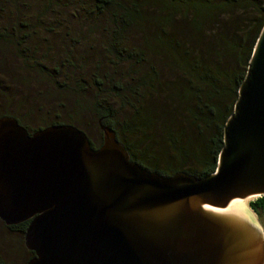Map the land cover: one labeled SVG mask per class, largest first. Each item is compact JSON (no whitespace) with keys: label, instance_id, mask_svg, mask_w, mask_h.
<instances>
[{"label":"water","instance_id":"obj_1","mask_svg":"<svg viewBox=\"0 0 264 264\" xmlns=\"http://www.w3.org/2000/svg\"><path fill=\"white\" fill-rule=\"evenodd\" d=\"M99 128L92 148L73 125L29 133L0 117V221H28L26 264L264 263V230L247 205L264 195V23L213 172L146 170Z\"/></svg>","mask_w":264,"mask_h":264},{"label":"trees","instance_id":"obj_2","mask_svg":"<svg viewBox=\"0 0 264 264\" xmlns=\"http://www.w3.org/2000/svg\"><path fill=\"white\" fill-rule=\"evenodd\" d=\"M59 1H41L39 14L57 12L66 5L60 6ZM25 4V0H0V22L9 18L3 11L6 7L11 6L17 16ZM79 6L86 20L81 26L89 31L86 35L97 27L103 31L104 71L96 62L89 84L76 82L81 90L93 89L95 95L91 107L99 138L96 144L89 139L92 148L102 143L100 122L114 130L130 160L146 170L163 176L213 172L222 147L223 124L232 112L264 23V0H80ZM36 28L26 22L0 24V56L11 53L22 68L43 72L42 62L33 58L26 44ZM133 35L139 40L132 41ZM51 72L58 73L56 67ZM108 97L128 109L120 122ZM2 116L15 118L28 132L41 128H30L11 112L0 111ZM58 123L83 130L75 120L47 125ZM249 206L264 230V195L255 197ZM26 225L24 221L17 229L22 231Z\"/></svg>","mask_w":264,"mask_h":264},{"label":"rangeland","instance_id":"obj_3","mask_svg":"<svg viewBox=\"0 0 264 264\" xmlns=\"http://www.w3.org/2000/svg\"><path fill=\"white\" fill-rule=\"evenodd\" d=\"M41 1L45 0H25L26 4L17 16L11 13V6L3 10L9 18L0 22L1 25L26 22L30 28L37 27L26 44L32 50L33 58L42 62L45 70L41 72L35 68H22L16 56L4 52L0 56V111L21 117L30 128L42 127L51 121L75 120L91 142L96 144L99 133L91 107L95 95L93 89L81 90L76 82L89 84L91 74L96 72V62L100 63L101 71H104L106 64L101 57L103 31L97 27L94 33L90 31L91 34L86 35L89 31L81 26L86 20L81 13L80 0H60V6L63 3L66 5L57 9L58 13L47 11L43 15L39 14ZM138 40L139 36H132V41ZM53 67H56L57 74H52ZM121 71H127L126 64L121 65ZM51 76L54 77V83L50 80ZM67 84L68 88H65ZM108 98L114 103L116 120L120 122L128 114V109L120 107L119 100ZM160 133L159 129L156 130L158 146L161 145ZM254 215L263 231L262 223ZM18 240L16 234L8 232L0 224V258L3 264H25L28 255L21 250ZM261 245L263 261L264 241Z\"/></svg>","mask_w":264,"mask_h":264},{"label":"flooded vegetation","instance_id":"obj_4","mask_svg":"<svg viewBox=\"0 0 264 264\" xmlns=\"http://www.w3.org/2000/svg\"><path fill=\"white\" fill-rule=\"evenodd\" d=\"M29 133H31V132H29ZM0 223H2L1 221H0ZM22 223V222H21ZM21 223H18V224H15V225H10V227L9 226H7V225H4L5 227H4V229L5 230H7L8 232H10V233H14V234H16L17 236H18V239H19V237L21 238L20 240L22 241L21 243H22V245L20 246V248H21V250L24 252H26L27 254H28V259L26 260V262H25V264L27 263V261L33 256V254H32V252L31 251H29V250H27L26 248H25V246H24V242H23V234H24V230L25 229H23L22 231H20L19 229H17L19 226H20V224ZM27 223H28V221H27ZM18 243H19V245H20V242L18 241ZM1 257V256H0ZM21 257H24V255H21ZM0 261H1V258H0ZM2 262V261H1ZM0 262V263H1ZM2 264H3V262H2Z\"/></svg>","mask_w":264,"mask_h":264},{"label":"bare ground","instance_id":"obj_5","mask_svg":"<svg viewBox=\"0 0 264 264\" xmlns=\"http://www.w3.org/2000/svg\"><path fill=\"white\" fill-rule=\"evenodd\" d=\"M229 204V203H228ZM257 222V221H256ZM259 225V224H258ZM260 226V225H259ZM261 228V227H260Z\"/></svg>","mask_w":264,"mask_h":264}]
</instances>
